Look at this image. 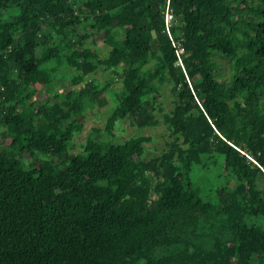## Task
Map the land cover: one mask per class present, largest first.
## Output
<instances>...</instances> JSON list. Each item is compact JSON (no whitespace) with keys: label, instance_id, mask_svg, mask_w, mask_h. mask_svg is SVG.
<instances>
[{"label":"trees","instance_id":"16d2710c","mask_svg":"<svg viewBox=\"0 0 264 264\" xmlns=\"http://www.w3.org/2000/svg\"><path fill=\"white\" fill-rule=\"evenodd\" d=\"M164 6L0 0V264H264V0H170V34ZM99 71L120 78L105 135L71 152L107 103ZM157 114L158 153L142 133L115 140ZM213 156L228 185L210 197L194 172Z\"/></svg>","mask_w":264,"mask_h":264},{"label":"rangeland","instance_id":"374dc122","mask_svg":"<svg viewBox=\"0 0 264 264\" xmlns=\"http://www.w3.org/2000/svg\"><path fill=\"white\" fill-rule=\"evenodd\" d=\"M45 25H43V28ZM116 35L122 36V31L116 32ZM92 46L96 47L101 52L105 53V44L103 40L98 37L96 38V43H90ZM219 72L223 74V76L228 75V61L227 59H219ZM92 80H94L98 85H101L107 80H110L113 77V82L108 90L105 92V97L107 99V103L104 104L101 108L94 107L92 109H87L86 116L84 119V127L83 130L76 134L73 141L70 143L71 152H79L82 150V145L88 137H96L98 132L95 130H99L101 132V137H104V126L106 123L107 116L110 113V109L115 105V101L112 98V89L116 86L120 78L117 76H113L109 71L103 72L99 71L97 74L92 75ZM64 83L58 84V89L63 90H77L82 87L81 85L72 86L69 83V79H63ZM39 98L41 95H37ZM174 94L171 90V85L169 83L163 84L159 87L158 91V99L157 106L162 108L163 113H168L173 107ZM157 125L153 127L147 128H136L129 125L128 121L122 122L119 129L116 132L115 140L117 142H122L123 139L134 135L142 133L151 138V142L146 147V152L144 154L145 158H149L150 156L158 153L163 148V143L166 140V131L165 126L162 123V114H157ZM28 158V155L25 156ZM222 160L223 158L220 157ZM216 156L211 157V159L205 158L203 160V164L198 166L195 169L194 176L196 184H199L203 190V194L208 191L211 195L213 194V190L216 187L228 185L227 178L223 177V173L221 172L222 168L220 163L216 165H212V162L216 160V162L220 161ZM233 181L230 182V185H233Z\"/></svg>","mask_w":264,"mask_h":264},{"label":"built area","instance_id":"2783aa9c","mask_svg":"<svg viewBox=\"0 0 264 264\" xmlns=\"http://www.w3.org/2000/svg\"><path fill=\"white\" fill-rule=\"evenodd\" d=\"M164 20H165V25H166V30L170 34V28L172 26V22L174 20V14L172 12V9L170 7V0H165V6H164ZM173 45H175V42L172 40ZM183 52V48L179 47L177 50V54H180Z\"/></svg>","mask_w":264,"mask_h":264}]
</instances>
